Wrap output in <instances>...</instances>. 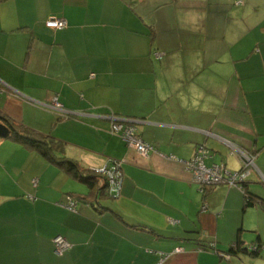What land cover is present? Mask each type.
Masks as SVG:
<instances>
[{
    "label": "crops",
    "instance_id": "0c3cea01",
    "mask_svg": "<svg viewBox=\"0 0 264 264\" xmlns=\"http://www.w3.org/2000/svg\"><path fill=\"white\" fill-rule=\"evenodd\" d=\"M110 111L138 119L155 151L111 134ZM0 113L86 169L122 172L117 196L69 210L89 187L0 137V264H158L176 247L162 264H264V207L244 206L264 199V0H0ZM200 143L232 170L236 147L255 153L245 191H201L181 162Z\"/></svg>",
    "mask_w": 264,
    "mask_h": 264
},
{
    "label": "built area",
    "instance_id": "2783aa9c",
    "mask_svg": "<svg viewBox=\"0 0 264 264\" xmlns=\"http://www.w3.org/2000/svg\"><path fill=\"white\" fill-rule=\"evenodd\" d=\"M45 24L50 28L61 29L64 28L67 23L62 17L51 16L46 20ZM45 106L57 112H66L64 108L56 101H53L52 103H49ZM107 117L111 119V134H120L127 146L134 149L139 156L146 158L148 157L149 153L155 151L154 147L150 143L144 141L137 134L135 126V123L137 122L136 119L124 117L121 118L113 115V113H110ZM234 148L235 147H233V149ZM235 152L243 160L241 167L236 170H231L224 164H206L205 160L211 157V151L205 143H200L197 145L192 157L181 162L183 163L185 169L191 174L192 181L198 184L201 191H204L206 187L217 184L235 186L244 191L243 186L247 176L249 172L255 168V153L245 152L238 147L235 148ZM169 158L173 157L169 156ZM94 170L105 175L108 182L107 192L110 195L117 196L120 192L122 184L120 161L112 160L108 166H103ZM76 204L77 202L73 198L67 197V200L63 203V206L69 210H74ZM202 208H205V206L202 205ZM53 243L55 252L57 254H62L71 246L70 242L62 235H56L53 238ZM249 249L254 250L256 247L251 246ZM180 252H182V248L176 247L171 252L161 253L158 264H162L170 257L171 254Z\"/></svg>",
    "mask_w": 264,
    "mask_h": 264
},
{
    "label": "trees",
    "instance_id": "16d2710c",
    "mask_svg": "<svg viewBox=\"0 0 264 264\" xmlns=\"http://www.w3.org/2000/svg\"><path fill=\"white\" fill-rule=\"evenodd\" d=\"M53 29H56V28H53ZM110 113H113V112L110 111L109 113L106 114V116H108ZM113 115H116V114L113 113ZM118 117L131 118V117H125V116H118ZM132 119H135V118H132ZM0 123H3L9 128V133L5 138L18 142L25 147H28L30 149L37 151L47 161L53 163L63 172H65L66 174L74 178L75 180H78L86 184L89 187V192L86 195L69 194L68 197L73 198L76 202L84 201V202H90L91 204H93L94 198L97 201V197L99 198V196H102V193H105L106 195H110L107 192L108 182H107V178L105 177V175H103L102 173L96 172L95 170L86 169L82 167L76 160H73L72 158L65 156L63 142L61 140L56 139L51 134H42L26 126L23 123L16 122L4 116L1 113H0ZM110 126H111V123H110ZM110 126H109V130H110ZM135 126H136V123H135ZM136 132L139 135V132L137 131V126H136ZM115 135L119 136L123 140L120 134H115ZM240 160L242 164L243 160L241 157H240ZM217 164H222V163H217ZM244 191H245V187H244ZM256 202L261 203L262 206L264 207V199L262 198L257 199V196L251 193L250 194H248L247 192L245 193L244 206L253 205ZM239 244L240 242L237 239L235 243L229 248V253L236 252L237 250L241 249ZM251 246H255L256 249L254 250L249 249V247ZM249 247L246 250H248L251 255L256 256L258 253L257 252L258 245H249Z\"/></svg>",
    "mask_w": 264,
    "mask_h": 264
},
{
    "label": "water",
    "instance_id": "95a60500",
    "mask_svg": "<svg viewBox=\"0 0 264 264\" xmlns=\"http://www.w3.org/2000/svg\"><path fill=\"white\" fill-rule=\"evenodd\" d=\"M9 133V128L4 125L3 123H0V137H6Z\"/></svg>",
    "mask_w": 264,
    "mask_h": 264
},
{
    "label": "rangeland",
    "instance_id": "374dc122",
    "mask_svg": "<svg viewBox=\"0 0 264 264\" xmlns=\"http://www.w3.org/2000/svg\"><path fill=\"white\" fill-rule=\"evenodd\" d=\"M261 187H263V186H261Z\"/></svg>",
    "mask_w": 264,
    "mask_h": 264
}]
</instances>
